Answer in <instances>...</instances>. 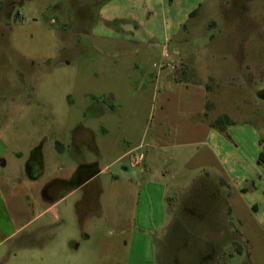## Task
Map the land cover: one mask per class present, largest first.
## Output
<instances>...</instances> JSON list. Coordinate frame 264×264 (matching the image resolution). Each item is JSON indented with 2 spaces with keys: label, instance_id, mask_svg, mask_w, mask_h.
Here are the masks:
<instances>
[{
  "label": "rangeland",
  "instance_id": "obj_1",
  "mask_svg": "<svg viewBox=\"0 0 264 264\" xmlns=\"http://www.w3.org/2000/svg\"><path fill=\"white\" fill-rule=\"evenodd\" d=\"M262 147L264 0H0V264H264Z\"/></svg>",
  "mask_w": 264,
  "mask_h": 264
},
{
  "label": "crops",
  "instance_id": "obj_2",
  "mask_svg": "<svg viewBox=\"0 0 264 264\" xmlns=\"http://www.w3.org/2000/svg\"><path fill=\"white\" fill-rule=\"evenodd\" d=\"M107 6V5H106ZM205 87L203 85H196V87H193L188 93L191 94L192 96H194L192 98V102H194V106L192 105L193 108H191V111H196L197 113H199L201 110H202V98H203V95H204V92H203V89ZM158 118H159V127L161 128V123L162 122H167V121H170V118H171V114H167V112L163 109L162 105L159 106V114H158ZM200 127V128H199ZM212 130L208 129L206 126H203V125H192L190 126V124L188 123V128H185L184 129V134H193V132H195L196 134L198 133V135L202 136V133L206 132V134H209ZM161 135L159 134L158 132V138L160 137ZM139 155L137 157V155H135V158L133 160V162L131 161L130 164H126V165H122V168L123 169H126V168H131L132 166L133 167H136L139 165ZM143 160V159H142ZM132 165V166H131ZM73 174L75 175L79 170L77 169H73ZM64 182V179H61L60 180V183L63 184ZM159 189V187H158ZM144 203V202H143ZM139 206L140 203H139ZM150 223L152 222V226L155 225V224H158L160 222V218L159 217H152V218H145V220H138L137 221V229L140 230L137 234H136V238L139 237H145V235L143 234L144 232L148 233L150 232L152 229V227H144L141 225V223ZM143 232V233H142ZM229 243V245L227 246L228 247V251H224V256H226V253H228L229 255H232V251H229L231 248L230 246H233L231 243H232V239L229 240L225 245H227Z\"/></svg>",
  "mask_w": 264,
  "mask_h": 264
},
{
  "label": "trees",
  "instance_id": "obj_3",
  "mask_svg": "<svg viewBox=\"0 0 264 264\" xmlns=\"http://www.w3.org/2000/svg\"><path fill=\"white\" fill-rule=\"evenodd\" d=\"M221 128L222 127H219L220 130H221ZM257 163L264 164V147H262V151L258 155Z\"/></svg>",
  "mask_w": 264,
  "mask_h": 264
}]
</instances>
